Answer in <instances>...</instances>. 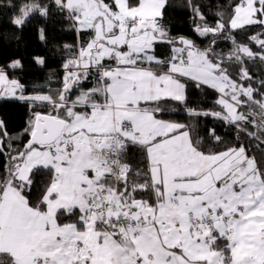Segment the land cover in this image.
<instances>
[{"label": "snow or ice", "instance_id": "snow-or-ice-1", "mask_svg": "<svg viewBox=\"0 0 264 264\" xmlns=\"http://www.w3.org/2000/svg\"><path fill=\"white\" fill-rule=\"evenodd\" d=\"M52 4L89 39L64 46L73 54L55 95L26 96L0 69V96L32 107L24 130L29 139L23 150L7 144L0 177V256L6 258L0 264H264V167L245 143L228 144L210 129L225 146L205 151L186 124L164 118V105L180 103L189 117L219 119L264 153V78L247 67L264 65V31L243 44L231 35L248 26L264 29V0H232L227 19L217 12L214 25L195 7V31L212 37L203 49L170 37L163 24L167 0ZM50 10L32 0L12 23L23 28ZM220 37L232 41L226 55L214 51ZM39 38L46 41L44 29ZM158 43L170 46L168 58L155 55ZM19 66V60L10 64ZM90 79L93 85L84 87ZM190 86L217 92L219 110L188 107ZM0 136L8 137L3 121ZM130 147L143 157L134 174L123 160ZM40 170L50 181L33 203L25 189Z\"/></svg>", "mask_w": 264, "mask_h": 264}, {"label": "trees", "instance_id": "trees-1", "mask_svg": "<svg viewBox=\"0 0 264 264\" xmlns=\"http://www.w3.org/2000/svg\"><path fill=\"white\" fill-rule=\"evenodd\" d=\"M32 0H0V68L5 70L9 77L17 80L24 88V94H53L61 87L65 69L63 65L72 56L65 45L78 46L80 40L87 41L88 33L78 34L72 30L71 22L68 21L52 4V0H40L43 4L51 6L50 14L41 17L33 15L23 28H17L12 20L19 14L20 8ZM232 0H167L163 15V24L167 28L170 37L184 36L192 40L200 48H206L212 37H202L195 31L199 17L195 16L194 9L199 7L209 25H214L219 18L216 14L221 12L227 19L229 4ZM40 29L46 32V41L39 38ZM264 31L259 26H248L244 30L231 33L240 43H249L248 37L257 32ZM229 35L225 33V36ZM233 47L230 39L220 37L214 46L216 54H227ZM255 51V45L250 44ZM171 48L168 44L158 43L155 45V55L160 59L169 57ZM44 58V64L39 65L34 57ZM19 60L20 66L13 68L10 64ZM249 71L259 80L264 78V65L259 62L247 64ZM230 71L235 74L239 71L238 66H230ZM94 80H89L84 87H91ZM258 86V85H256ZM218 93L214 90L190 86L187 90L188 107L197 109L219 110L215 104ZM165 119L179 121L189 127L194 140L201 142L205 151L222 150L225 144H217L209 135L210 129H215L226 143H245L249 147V155L256 157L258 163L264 167V153L255 149V142L249 143L244 136H238L235 129L226 125L223 121L212 116L189 117L185 112L184 105L177 102H168L164 105ZM36 111H48L44 107H36ZM32 107L16 98L0 97V121H3L8 137L0 136L4 141L6 152L0 154V177L6 176L5 166L7 160V144L11 143L13 149L23 150V145L29 139L25 133L31 116ZM11 138V139H9ZM130 164L133 174L137 169L144 167L142 154L135 148L130 147L123 157ZM31 189H25V195L35 203L43 194L50 181V174L46 170L36 172L33 177ZM64 221L65 217L62 216ZM6 258L0 256V262Z\"/></svg>", "mask_w": 264, "mask_h": 264}, {"label": "crops", "instance_id": "crops-1", "mask_svg": "<svg viewBox=\"0 0 264 264\" xmlns=\"http://www.w3.org/2000/svg\"><path fill=\"white\" fill-rule=\"evenodd\" d=\"M0 69H2V68H0ZM3 70V69H2ZM6 74H7V72L5 71V70H3ZM7 76H8V74H7ZM8 78L9 79H14V78H11V77H9L8 76ZM19 91H17V93H18ZM24 95H26V96H28V95H31V94H24ZM0 97H3V96H0ZM4 98H13L12 96H4Z\"/></svg>", "mask_w": 264, "mask_h": 264}, {"label": "rangeland", "instance_id": "rangeland-1", "mask_svg": "<svg viewBox=\"0 0 264 264\" xmlns=\"http://www.w3.org/2000/svg\"><path fill=\"white\" fill-rule=\"evenodd\" d=\"M17 95H19V92L17 93ZM219 95V94H218ZM4 97V96H3Z\"/></svg>", "mask_w": 264, "mask_h": 264}]
</instances>
